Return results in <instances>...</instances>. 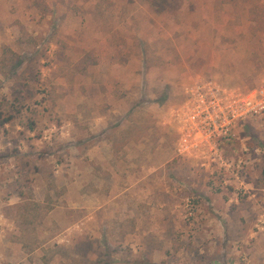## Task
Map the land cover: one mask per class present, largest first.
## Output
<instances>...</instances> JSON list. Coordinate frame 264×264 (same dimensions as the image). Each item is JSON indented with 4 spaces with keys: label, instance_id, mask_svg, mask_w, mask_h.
I'll list each match as a JSON object with an SVG mask.
<instances>
[{
    "label": "rangeland",
    "instance_id": "obj_1",
    "mask_svg": "<svg viewBox=\"0 0 264 264\" xmlns=\"http://www.w3.org/2000/svg\"><path fill=\"white\" fill-rule=\"evenodd\" d=\"M198 81L264 89V0H0V264H264V113L180 156Z\"/></svg>",
    "mask_w": 264,
    "mask_h": 264
},
{
    "label": "built area",
    "instance_id": "obj_2",
    "mask_svg": "<svg viewBox=\"0 0 264 264\" xmlns=\"http://www.w3.org/2000/svg\"><path fill=\"white\" fill-rule=\"evenodd\" d=\"M263 113L264 89L242 94L198 81L186 90L180 109L176 152L186 156L201 145L228 138L238 122Z\"/></svg>",
    "mask_w": 264,
    "mask_h": 264
},
{
    "label": "trees",
    "instance_id": "obj_3",
    "mask_svg": "<svg viewBox=\"0 0 264 264\" xmlns=\"http://www.w3.org/2000/svg\"><path fill=\"white\" fill-rule=\"evenodd\" d=\"M14 117L11 114L2 115L0 112V126H5L13 121Z\"/></svg>",
    "mask_w": 264,
    "mask_h": 264
}]
</instances>
